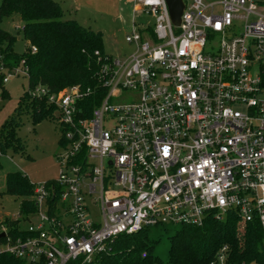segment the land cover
I'll list each match as a JSON object with an SVG mask.
<instances>
[{"label": "built area", "instance_id": "obj_1", "mask_svg": "<svg viewBox=\"0 0 264 264\" xmlns=\"http://www.w3.org/2000/svg\"><path fill=\"white\" fill-rule=\"evenodd\" d=\"M125 1L134 49L95 51L94 106L77 84L30 90L56 108L58 173L33 184L38 222L0 253L94 264L119 235L230 210L264 228V0H183L178 25L166 0ZM225 250L217 263L229 264Z\"/></svg>", "mask_w": 264, "mask_h": 264}, {"label": "trees", "instance_id": "obj_2", "mask_svg": "<svg viewBox=\"0 0 264 264\" xmlns=\"http://www.w3.org/2000/svg\"><path fill=\"white\" fill-rule=\"evenodd\" d=\"M17 14L26 47L16 54L13 45L16 37L0 28V64L8 71L19 66L27 72V90L18 99L15 114L7 118L0 129V150L6 147L23 150L16 136L18 120L15 115L30 110L33 121L42 118L55 119V106L45 96H32L30 90L37 86L48 92L77 84L89 91L87 105L94 106L103 89L97 81L101 58L109 56L103 49V34L79 24L74 19H62L63 9L56 0H0V21ZM31 46L36 48L31 51ZM3 73L0 72V86ZM3 96L7 93L3 89ZM52 180V179H51ZM5 191L20 198V212L27 216L34 212L31 196L33 184L21 171L5 174ZM19 220L5 221L6 235H0V243L9 237L25 236ZM147 229L133 234L119 235L108 243L94 264H214L222 247L229 264H264V228L257 220L244 222L236 211L230 210L223 220L207 215L201 225L181 224L170 237L167 261L152 254L154 245L144 239ZM144 254V256H143ZM0 264H27L25 260L6 252L0 253Z\"/></svg>", "mask_w": 264, "mask_h": 264}, {"label": "rangeland", "instance_id": "obj_3", "mask_svg": "<svg viewBox=\"0 0 264 264\" xmlns=\"http://www.w3.org/2000/svg\"><path fill=\"white\" fill-rule=\"evenodd\" d=\"M63 9L62 19H74L82 26L99 30L103 34L104 52L112 57H125L134 47L125 41V33L131 26L132 8L125 0H56ZM0 28L16 37L13 50L21 54L26 41L17 14L2 19ZM0 72L7 75V69L0 65ZM27 77L18 71L9 76L0 86V129L4 121L15 114L20 95L27 90ZM3 89L7 93L3 96ZM18 125L15 128L23 150L14 151L10 147L0 150V229L8 225L5 221L19 220L21 229L36 224L38 217L30 214L27 218L20 212V198L4 193L5 174L21 171L32 184L55 179L58 163L55 158L59 151L61 131L56 119L48 117L33 121L30 110H21L15 115ZM96 212V210H95ZM7 225V226H6ZM180 224H164L147 229L144 239L154 245L152 254L167 261L169 240L179 229ZM219 264V263H214ZM255 264V263H252Z\"/></svg>", "mask_w": 264, "mask_h": 264}, {"label": "water", "instance_id": "obj_4", "mask_svg": "<svg viewBox=\"0 0 264 264\" xmlns=\"http://www.w3.org/2000/svg\"><path fill=\"white\" fill-rule=\"evenodd\" d=\"M166 2L169 8L172 23L174 25H178L180 21V15L184 8V1L183 0H166ZM0 235L3 236L4 233L2 232Z\"/></svg>", "mask_w": 264, "mask_h": 264}]
</instances>
